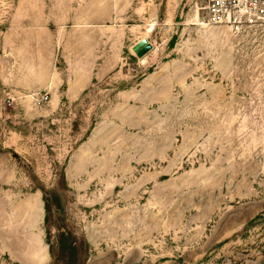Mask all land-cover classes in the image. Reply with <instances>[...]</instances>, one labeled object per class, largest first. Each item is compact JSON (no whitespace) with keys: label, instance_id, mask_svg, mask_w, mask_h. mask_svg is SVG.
<instances>
[{"label":"rangeland","instance_id":"obj_1","mask_svg":"<svg viewBox=\"0 0 264 264\" xmlns=\"http://www.w3.org/2000/svg\"><path fill=\"white\" fill-rule=\"evenodd\" d=\"M200 18L0 0V264H264V27Z\"/></svg>","mask_w":264,"mask_h":264},{"label":"built area","instance_id":"obj_2","mask_svg":"<svg viewBox=\"0 0 264 264\" xmlns=\"http://www.w3.org/2000/svg\"><path fill=\"white\" fill-rule=\"evenodd\" d=\"M200 24L228 27L234 32L264 27V0H198ZM48 101L44 95L37 99L41 106Z\"/></svg>","mask_w":264,"mask_h":264},{"label":"water","instance_id":"obj_3","mask_svg":"<svg viewBox=\"0 0 264 264\" xmlns=\"http://www.w3.org/2000/svg\"><path fill=\"white\" fill-rule=\"evenodd\" d=\"M147 51V49H145L144 51L140 52L138 55L141 57L142 55H144V53Z\"/></svg>","mask_w":264,"mask_h":264},{"label":"crops","instance_id":"obj_4","mask_svg":"<svg viewBox=\"0 0 264 264\" xmlns=\"http://www.w3.org/2000/svg\"><path fill=\"white\" fill-rule=\"evenodd\" d=\"M42 260L40 261L39 259H38V261H37V263L36 264H42Z\"/></svg>","mask_w":264,"mask_h":264},{"label":"bare ground","instance_id":"obj_5","mask_svg":"<svg viewBox=\"0 0 264 264\" xmlns=\"http://www.w3.org/2000/svg\"><path fill=\"white\" fill-rule=\"evenodd\" d=\"M200 25V24H199ZM39 260L41 261V258H39Z\"/></svg>","mask_w":264,"mask_h":264}]
</instances>
